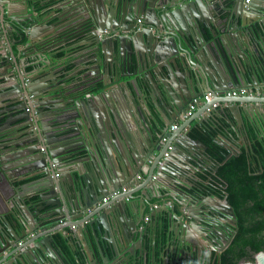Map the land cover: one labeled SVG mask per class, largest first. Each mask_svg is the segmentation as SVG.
I'll use <instances>...</instances> for the list:
<instances>
[{"label":"water","instance_id":"1","mask_svg":"<svg viewBox=\"0 0 264 264\" xmlns=\"http://www.w3.org/2000/svg\"><path fill=\"white\" fill-rule=\"evenodd\" d=\"M30 1L0 0V147L9 149L8 153L0 150V163L4 169L20 172L26 166L25 170L33 169L43 177L35 181L42 182L38 190L27 191L25 203L20 193L24 188H17L21 196L18 207L12 209L10 219L0 217V264H34L29 259L32 255L35 263L42 258L46 264H69L56 235L60 234L57 230L73 226L82 238L83 260L76 237L62 236L79 264H159L170 248L176 250L175 264L185 256L190 261L200 259L209 247L217 259L225 248L218 247L222 239L219 219H229L237 228V215L226 200L227 194L221 197L206 188L200 176L206 167L203 161L212 162L210 167L216 171L220 164L207 144L187 129L198 120L195 127L201 133L208 123L221 134L230 132L221 120L224 111L220 106L200 104L208 91L213 92L214 101L245 86L247 60L254 67L251 71L264 68V62L251 57L252 52L240 55L234 36L247 35L264 58V8L257 0H56L61 3L60 24L67 22L75 31L83 26L95 30L86 48L91 60L75 73L66 66L64 76H60L58 70L50 69L55 61L49 58L48 50L41 52L37 47L44 19ZM22 30L28 41L15 51L13 43H22ZM16 31V39H12ZM60 37L42 47L61 42L64 34ZM107 55H112L109 60ZM82 61H77V66ZM41 62L40 67L47 65L51 71L40 74L37 65ZM28 64L33 70H27ZM77 75L82 77L72 78ZM118 95H124L129 105L134 99L138 102L147 156L126 146L128 133L124 138L119 132L125 145L122 151L126 152L116 163L103 133L99 107L107 118L108 108L116 111ZM195 98V111L181 120ZM258 101L253 96L242 100L246 110ZM199 106L203 107L201 112ZM231 108L240 122L238 105ZM64 118H72L77 127L75 137L62 138L52 130ZM251 118L261 122L259 113ZM179 120L182 122L177 124ZM174 124L177 128L169 131ZM178 138L184 148L175 143ZM224 148L228 151L225 157H230L233 151L227 145ZM139 173H147V185L157 188L159 196L165 189L175 203V208L153 209L141 228L126 218L137 208L138 223L146 215L147 201L134 205L126 199L133 198ZM123 185L129 187V193L104 201ZM164 213L162 219L157 218ZM53 223H57L55 229L45 230ZM164 224L163 245L158 230ZM224 240L226 245L230 243ZM243 264H264V251L256 253L254 262Z\"/></svg>","mask_w":264,"mask_h":264},{"label":"crops","instance_id":"2","mask_svg":"<svg viewBox=\"0 0 264 264\" xmlns=\"http://www.w3.org/2000/svg\"><path fill=\"white\" fill-rule=\"evenodd\" d=\"M257 1H258L259 6L264 8V0H257ZM30 5L34 7L35 10L38 11L40 17H42V20L44 19L41 23V26L39 27L41 28V31L39 32V34H37L38 35L37 38L40 40L37 47L39 51L41 52H43L44 50H48L47 53L49 54V58L54 59L55 62L52 63L50 69H53L54 72L58 70L60 72V76H64V70L66 66H69L68 69H71V70L72 68H74L72 70L73 73H75L78 69L85 67L84 66L85 63L88 60H91L90 55L87 54V52H89L90 50L86 48L91 45L95 30L91 27L83 26V27L78 28L75 31L74 28L72 29V27L69 26L67 22H63L60 24V19L58 18V16L61 15L62 13L60 12L61 3H57L56 0H31ZM22 7L19 6L20 9H22ZM47 24L49 26H46ZM218 24L220 28L223 27V24L221 23V21H219ZM16 33H18V31L12 33V39L15 38V36H17ZM22 34H25L24 31L22 32ZM63 34H64V38H62L61 42L57 44H53L52 46L49 45V48H46V46L42 47V45H44L46 41H49L54 38H58L62 36ZM234 36L236 37V40L238 43L237 46H238V49L240 50V55L245 57L247 54H249V52H252L253 56L251 57L253 59H257V62H260V64L264 62L263 61L264 58L262 56L263 52L259 49L258 45L251 40V38H249L247 35L242 36L239 33L234 34ZM26 43L27 42H24V43L15 42V44L13 43L15 47V51H17L18 48L22 49V46L24 44L26 45ZM257 50L259 51L256 52ZM33 51H37V49H34ZM111 56L112 55H109L108 57L107 55L106 60H109ZM20 57H23V53L20 54ZM83 59H85V61H82ZM32 60L33 59H31L30 61ZM77 61H82V63L79 66H77L78 65L76 63ZM42 64L43 62L38 64L37 68L40 67ZM238 65H240L241 67V64L238 63ZM244 66L247 71V74L244 80V83L246 85L242 87H248L249 89H252L254 94L247 95V96L241 95V96L228 97L226 93H223L219 98L215 99V101L222 100L220 101L221 105L218 108L224 111V114L222 115L221 120L224 121L225 124L229 126L230 132H223L221 134L219 130H215L214 138L216 140L218 139L219 141H222L223 144H220V145L223 147L224 145H227L229 149L231 147L233 149L249 147L251 142L249 140L248 133L249 132L251 133V131L258 133L259 137L261 139H264V68L263 69L259 68L260 70L257 68L256 72H254V70L251 71V69L254 67L251 65L250 60H247ZM191 67L193 66L191 65ZM40 68H41L40 74H44L45 72L48 73L49 71H51L49 70V67L47 65H43V67H40ZM27 70L29 71L33 70V67L31 66V64L27 65ZM252 74H255L256 77L252 76ZM145 76L146 78H149L148 74ZM1 77L2 75H0V79ZM33 77H35V75ZM81 77H82L81 75H77L75 77L73 76L72 78L76 79V78H81ZM54 78H56L57 80V75H55ZM0 84L3 85L1 80H0ZM93 90L95 89L93 88ZM88 94L90 93L87 92L86 96L91 97V96H88ZM252 96L258 98L259 101L255 104H252V107L250 106L251 108H249V110H246L245 107H248V106L247 104H244L242 100H245ZM116 99L119 100L116 111L114 110L115 112L113 113L111 112V109L108 108L107 110L109 111V115L107 118L105 117L104 109L102 108V106L99 107V110L101 113L100 120L103 126V133L105 134V137L108 142L107 143L108 149L111 153L112 159L117 163L118 158L121 157L120 154L122 152L124 153L126 152V151H122L125 145L122 143V138L120 137L119 132H121V135L124 138H125V135H124L125 132L128 133L127 135L128 140L125 139L126 146L133 147L134 150H136L140 154H143V155L145 154L147 144H146V130L144 128L145 126L142 123L141 119L139 118V112L137 109L138 102L134 99V103H132V105H129L128 101L124 98V95L123 96L118 95ZM233 99L234 100L236 99L237 101H234V102L231 101ZM148 102L151 103L152 106L154 107V102L150 99V97L148 99ZM204 104L205 102L202 101L200 105L202 106ZM235 105H238L239 107L238 112L241 115V118H239L240 122L233 114V111L231 108L232 106L235 107ZM201 106H199L200 107L199 112L203 110V107ZM117 109H119V112H117ZM256 113H259L261 117L260 118L261 122H259L257 118H255V120H252L251 117L252 116L256 117ZM63 120L64 121H62L61 123H57V125L52 130L56 132V135H59L62 138H67L68 136L75 137L77 134L75 129L77 127H75V124H72L73 122L72 118H64ZM181 120H183V114H182ZM181 120H179V122L177 121L176 123L179 124L180 122H182ZM230 120L232 121V123ZM114 122L116 125H114ZM197 124H198V120H195L194 122H192V124L188 127L187 130L191 131L195 126H197ZM210 124L211 123L204 124L205 128L208 126L209 127V128L207 127L208 130H211ZM241 125H242V129L240 128ZM169 131H173L172 127L170 128ZM21 134L22 132L18 133V137L21 136ZM80 138L81 137L78 138L77 140L78 142H80L79 141ZM179 142L183 143V140L181 138L176 139L175 143H178L179 147L184 148ZM0 150L2 153H8L9 151V149L4 150L3 147H0ZM105 151L108 154L107 147H105ZM5 155L7 156V154ZM144 156H147V155L145 154ZM144 160H145V163L147 162L149 163L150 161V159H147L146 157H144ZM214 160L215 162H217L215 157H214ZM4 163L7 164L8 162H4ZM203 163L206 165V167L203 168V172L200 176L202 179H204L205 183L208 184L209 182L212 181L213 179L212 177L216 174L217 171L213 169L212 167H210V165H212V162L203 161ZM1 164L2 163H0V217L4 219H10V216H11L10 212L12 211L13 208L18 207L17 200L18 198L21 197L17 193V188L18 189L24 188L20 190V193L23 196L21 197V199L25 203L26 199L24 196L27 195V191L30 189L38 190L42 182L38 183L35 181L40 180L43 177V175L42 174L37 175V171L32 172L33 169H30L29 171L28 169L25 170L26 166H24L23 167L24 170L20 172V171H16L13 168L4 169L1 166ZM147 170H148V165H147ZM143 175H144L143 179L141 180L135 178L137 179L136 180L137 182L135 184L136 191L133 193V198L132 197L126 198L127 201H131V202L133 201L132 204L134 205H138V204L143 205L142 200H145L149 203L146 208V215L141 220L140 223H138V220L140 219L138 218V208L136 209V212L132 211L126 216L128 223L135 221V223L138 224V227L140 228L145 225L146 221L149 220L150 213L153 209H155L154 207L155 205H158L156 209H160L164 206H167L169 208H175L174 207L175 203L173 202V200H170L168 198L170 196L169 194H167V191L165 189L161 190L163 195L159 196L157 188L156 189L150 188V186L147 185L148 183L147 173H143ZM209 176H211V178L208 179ZM165 177L168 178L167 176ZM163 215L165 216V213L158 215L157 218L162 219ZM147 216L149 217L148 219H146ZM221 220L222 222L226 221L223 219ZM55 225H57V223L49 224L48 226H46L45 230L50 231L52 229H55L56 228ZM57 232L60 234H64V233L73 234L74 237H76L74 238L75 242H78L79 246L82 248V238L79 236L77 231L72 230L71 228H66V229L57 230ZM150 232L152 233V231ZM150 241L151 240L148 239L147 244H150ZM68 246L71 250V246L70 245ZM160 249H162V247H160ZM8 251H12V248H10ZM175 251L176 250L174 248H170L168 250L167 258L165 257L164 259H162L164 262L163 264H173V260L175 259L174 255H176ZM161 252H160V255L161 257H163V253ZM29 259H32L34 264H43V263L46 264V261L42 258H40L41 260L38 263H35L34 261L36 260V258L33 255L30 256Z\"/></svg>","mask_w":264,"mask_h":264},{"label":"trees","instance_id":"3","mask_svg":"<svg viewBox=\"0 0 264 264\" xmlns=\"http://www.w3.org/2000/svg\"><path fill=\"white\" fill-rule=\"evenodd\" d=\"M26 38L22 34L23 43L27 41ZM207 127H202L203 133L196 127L192 129L193 135L207 144L208 151L220 164L212 181L205 186L208 191L221 197L227 194L226 200L237 215V228L231 242L217 259H210V264H239L244 259L254 260L253 254L264 251V139L251 131L248 133L250 146L240 149L230 146L233 153L226 158L228 151L214 138L215 130H208ZM166 225L158 230L163 245L166 241ZM56 237L63 245L62 250L70 258L68 263L79 264L62 234H57ZM78 253L83 260L80 249ZM163 263L159 259V264Z\"/></svg>","mask_w":264,"mask_h":264},{"label":"built area","instance_id":"4","mask_svg":"<svg viewBox=\"0 0 264 264\" xmlns=\"http://www.w3.org/2000/svg\"><path fill=\"white\" fill-rule=\"evenodd\" d=\"M142 20H139V22H141ZM107 33H109V31L106 30ZM254 92L252 91V89H249L248 87H240V88H235L232 90H229L227 92V95L229 97H233V96H241V95H253ZM88 96H91V94H88ZM214 98V94L211 91H208L207 93H204L202 101L204 102H213V107L217 108L218 106H220V102L219 101H213ZM197 103H198V98H195L194 101L190 104L189 109L186 111L185 114H183V118H187L190 115H192L193 111H195L196 107H197ZM177 128V124H174L172 126V129L175 130ZM42 150H44V147H42ZM137 179L141 180L143 179V175L142 174H138L136 176ZM129 191V187L127 185H123L119 188L114 189L109 196L104 198V201H107L109 199V197L111 196H120L122 194L128 193ZM155 208L158 207V205L154 206ZM149 217L147 216L146 219H148ZM72 230H76L75 226H73V228H71ZM21 243V242H20Z\"/></svg>","mask_w":264,"mask_h":264},{"label":"flooded vegetation","instance_id":"5","mask_svg":"<svg viewBox=\"0 0 264 264\" xmlns=\"http://www.w3.org/2000/svg\"><path fill=\"white\" fill-rule=\"evenodd\" d=\"M226 220L224 222H222V220ZM220 221V226H222V229H221V235H222V239H219V242H218V247H225L223 249V251L227 248V246L229 245V243L226 245L225 243V240L224 239H227L228 241L231 242V239H232V236L233 234L235 233V226H234V223H232L229 219H224V218H221L219 219ZM21 243L23 242L20 241ZM19 242V243H20ZM20 243V244H21ZM210 246V245H209ZM78 249H82L80 246L78 247ZM221 251L220 254L223 252ZM215 251H213L212 247H209L206 251H204V254L201 256L200 259H198L197 257H195L194 261H190L188 260V258H185L184 259H180L178 261L179 264H210V259L213 260V258L215 259ZM175 259L173 260V264H175ZM181 261V262H180Z\"/></svg>","mask_w":264,"mask_h":264},{"label":"rangeland","instance_id":"6","mask_svg":"<svg viewBox=\"0 0 264 264\" xmlns=\"http://www.w3.org/2000/svg\"><path fill=\"white\" fill-rule=\"evenodd\" d=\"M253 257H254V260H247V259H244V260H242L239 264H243L244 262H247V261H255V259H256V254H253Z\"/></svg>","mask_w":264,"mask_h":264},{"label":"clouds","instance_id":"7","mask_svg":"<svg viewBox=\"0 0 264 264\" xmlns=\"http://www.w3.org/2000/svg\"><path fill=\"white\" fill-rule=\"evenodd\" d=\"M138 175V174H137Z\"/></svg>","mask_w":264,"mask_h":264}]
</instances>
